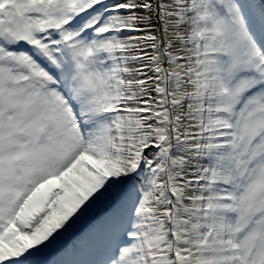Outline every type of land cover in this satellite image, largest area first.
I'll use <instances>...</instances> for the list:
<instances>
[{
  "label": "snow or ice",
  "instance_id": "6c2138e0",
  "mask_svg": "<svg viewBox=\"0 0 264 264\" xmlns=\"http://www.w3.org/2000/svg\"><path fill=\"white\" fill-rule=\"evenodd\" d=\"M0 264H264V0H0Z\"/></svg>",
  "mask_w": 264,
  "mask_h": 264
}]
</instances>
